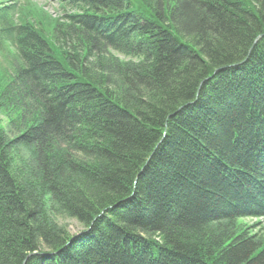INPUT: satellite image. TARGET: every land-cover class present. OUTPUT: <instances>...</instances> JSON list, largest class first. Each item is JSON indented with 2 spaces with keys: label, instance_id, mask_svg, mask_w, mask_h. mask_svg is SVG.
<instances>
[{
  "label": "trees",
  "instance_id": "16d2710c",
  "mask_svg": "<svg viewBox=\"0 0 264 264\" xmlns=\"http://www.w3.org/2000/svg\"><path fill=\"white\" fill-rule=\"evenodd\" d=\"M179 1L175 25L166 1L60 0L72 12L47 31L0 3L4 87L30 116L19 146L0 129V264H264V225L242 221H264V0ZM108 51L138 59L124 79L146 92L89 74ZM53 208L85 228L97 215L100 246L69 245Z\"/></svg>",
  "mask_w": 264,
  "mask_h": 264
},
{
  "label": "rangeland",
  "instance_id": "374dc122",
  "mask_svg": "<svg viewBox=\"0 0 264 264\" xmlns=\"http://www.w3.org/2000/svg\"><path fill=\"white\" fill-rule=\"evenodd\" d=\"M162 1H166L165 5L168 6V15H169V18H171V12L170 11H171L172 7H170V6L175 4L179 0H158L159 3H161ZM181 1H184V0H180L179 2H181ZM170 2H172V3H170ZM0 3L3 5H8L12 8L10 16H11L12 20L14 21V23H18L19 20H25V18H27V19H30L31 21L37 23L38 25L42 26L41 28H43L45 31L49 30L48 28L52 27L53 23L62 22L63 16L66 13L72 12V10H70L68 7L67 8L63 7V5L59 2H57L56 0H0ZM152 3L154 4V1ZM186 6L190 7L191 4L190 3L186 4ZM169 7H170V9H169ZM254 8H255V6H254ZM190 9L192 10V6L190 7ZM187 13H188L187 11L183 12L184 16L181 15V19L178 21L179 25H181V23L187 24L189 22L188 21L189 17L186 19ZM190 16H192V15H190ZM190 19H191V17H190ZM170 20L171 21L174 20V17L171 18ZM172 23L176 25V22L172 21ZM55 25H56V23H55ZM256 41H257V39L253 43H256ZM0 44H1L0 49L2 50V52H0V129L4 133L5 138H7V139L13 138L12 143H14V141L17 143L18 142V140H17L18 136L17 135L26 129L27 122H29V120H30V116L26 112H20V113L18 112V109L22 110V108H21L22 106H21L20 102L14 96H11V94L14 95L13 94L14 92H12L10 89L4 87L5 81H7V79H8L6 74L9 73L12 68H14V66H13L14 63L11 60L13 58H10L13 55H9L11 48H8L9 46L7 44H5L3 41H1ZM251 48H252V45L249 47L248 51L251 50ZM137 60L138 59L134 58L131 55L123 56V55H120V53L108 51L107 53H104V54L101 53V56H99V57L97 56V57H90L88 59H84V64H85V66L89 67L88 68L89 74L91 73V74L95 75L108 91L115 92L120 98H122L123 94H125L126 96L128 94L133 96V95H137L138 93H141L142 91L146 92V90H147L145 87L135 85L133 87H135L136 90L131 91L129 86H127V83L124 79L127 76V74H125V73H127L129 70H136L134 73H137V69H135V68H137V66H136ZM233 64L235 65L236 63H233ZM215 71H216V69H214L213 72H215ZM210 76H207L206 78H210ZM240 77H241V75H240ZM249 77H250V75L245 76L244 78L247 79L248 81H251V80H249L250 79ZM210 83H211V86H213V85L215 86V83H216V86L218 85L216 81H214V82L211 81ZM141 89H142V91H141ZM251 89L252 88H250V91H252ZM198 90H199V88H198ZM8 97H12V98H8ZM196 98L198 99V93L197 92L195 93L194 99H196ZM8 99H10V101ZM8 101L10 102V104L8 103ZM57 143H58L57 147L61 146V141H58ZM17 144H18V146L20 145L19 142ZM18 146L15 144V146H13L12 152H11V157H12V162H13L12 163L13 171H22L21 170V158H29L30 159L28 153H23V150L25 148L18 147ZM61 150H63V149H61ZM29 180H32V179H29ZM28 183L29 182H27V181L24 182V186H27ZM32 184L34 186H37V183H35V182H33ZM37 188H39V185ZM37 191L38 190H36V192ZM41 191H43V190H41ZM135 193L136 192H134V194ZM49 195H51V194H49L48 190H47V192H43L41 194V197H44V200L47 202L48 207L50 205L49 201H51V196H49ZM53 209H54V211L49 210L50 211V213H49L50 217L55 218V220L59 223V225L60 224L64 225V227L67 229V232L73 236L72 238L74 240L71 239L72 242L71 243L68 242L69 245H71L73 243V241L74 242L77 241L76 243H74V245L76 246L82 240H88L91 237H92L93 241H95L97 243L96 236H99L98 233L101 234L102 232H105L104 231L105 227L103 225L104 221H102L101 223H98V225L96 227L93 226V225H95L93 222L95 221V217L97 215L92 219L93 222H91L90 226L85 228L82 224L79 223V221H77L75 218L69 217L62 210H59V209L55 210V208H53ZM111 218L112 217L107 215L106 221L112 220ZM113 221H115V220H113ZM242 221H243V223H245L244 225L246 227L252 225L253 223H256L257 226H255V228L252 229V232H254V233L260 231L261 229L263 230L264 221H259V220L257 221V219H255V218L243 219ZM95 223L97 224L96 221H95ZM91 227L93 228L92 230H91ZM83 233L85 235L84 237L76 238L77 236H79ZM247 234H248V231H247ZM97 244L99 245V243H97ZM89 248L91 249V247H89ZM120 249L122 250V246L120 247ZM137 249L138 250L136 252L139 255V258H138V260H139L140 258H143L142 257L143 254L141 255V253H140L142 248L141 249L137 248ZM83 252L86 253L85 251H83ZM29 255L30 254H28V256ZM121 260H122L120 262L121 264L122 263L123 264H129L128 262H125L126 260H124V259H121ZM171 260L175 264H184L183 262H181V260H179L177 258H171ZM142 261H143V259H141V261L138 263H142ZM138 263H133V264H138Z\"/></svg>",
  "mask_w": 264,
  "mask_h": 264
},
{
  "label": "bare ground",
  "instance_id": "6f19581e",
  "mask_svg": "<svg viewBox=\"0 0 264 264\" xmlns=\"http://www.w3.org/2000/svg\"><path fill=\"white\" fill-rule=\"evenodd\" d=\"M242 62H244V59L241 62H239V63H242ZM36 253H38V251H33V252L29 253V254L32 255V254H36Z\"/></svg>",
  "mask_w": 264,
  "mask_h": 264
},
{
  "label": "water",
  "instance_id": "95a60500",
  "mask_svg": "<svg viewBox=\"0 0 264 264\" xmlns=\"http://www.w3.org/2000/svg\"><path fill=\"white\" fill-rule=\"evenodd\" d=\"M260 36H261V34H259V35L257 36V38L260 37ZM257 38H255V40H256ZM255 40H254V42H255Z\"/></svg>",
  "mask_w": 264,
  "mask_h": 264
}]
</instances>
